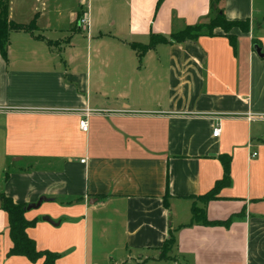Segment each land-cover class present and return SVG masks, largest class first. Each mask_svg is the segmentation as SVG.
Here are the masks:
<instances>
[{
    "label": "crops",
    "instance_id": "obj_1",
    "mask_svg": "<svg viewBox=\"0 0 264 264\" xmlns=\"http://www.w3.org/2000/svg\"><path fill=\"white\" fill-rule=\"evenodd\" d=\"M158 1L8 0L9 19L35 27L0 55V193L38 203L26 233L54 264H264V0L219 1L249 20L229 32L235 49L215 28L140 55L131 44L211 17L210 0ZM220 155L230 184L203 202ZM193 206L231 222H192ZM8 232L0 209V264L43 263L8 256Z\"/></svg>",
    "mask_w": 264,
    "mask_h": 264
},
{
    "label": "trees",
    "instance_id": "obj_2",
    "mask_svg": "<svg viewBox=\"0 0 264 264\" xmlns=\"http://www.w3.org/2000/svg\"><path fill=\"white\" fill-rule=\"evenodd\" d=\"M219 1L220 0H210L211 17L208 23L188 25L177 32L169 34L168 36L151 34L148 44L138 45L133 43L131 44V47L133 49H137L140 52V55H143L144 52L154 48L158 44H177L183 43L187 40L195 41L201 35L214 36L213 30L215 28H220L225 32V35L229 39L230 45L233 47V49H235V36L229 34V32L233 28H238L243 32H248L249 20L226 19L223 14V10L218 7ZM160 3L161 0L157 2L156 9L159 7ZM8 12V0H0V55L5 61H7L10 32H31L35 27L33 21L24 25L10 20ZM252 44L258 45V42L256 40H252ZM219 159L223 166V176L221 179L215 182L214 186L208 192H206L204 195L198 196V199L203 202L215 199L219 190L230 184V158L227 155H220ZM165 196H167V194ZM165 196L164 203L166 200ZM0 209L3 210L7 215L8 233L12 242V247L9 249L7 255H21L27 257L30 260L43 258L42 264H54L55 260L58 258V255L46 250H37L34 240L28 237L26 233V229L33 227L36 223V220H27L25 218L24 213L26 212V205L14 203L11 198L0 193ZM191 214L192 222L196 221L204 225L228 227L231 222V217L224 221H208L206 219L205 213L195 206L192 207ZM173 243V235L171 232H169L168 238L164 241L161 247L162 257L167 256V253L171 250Z\"/></svg>",
    "mask_w": 264,
    "mask_h": 264
},
{
    "label": "built area",
    "instance_id": "obj_3",
    "mask_svg": "<svg viewBox=\"0 0 264 264\" xmlns=\"http://www.w3.org/2000/svg\"><path fill=\"white\" fill-rule=\"evenodd\" d=\"M87 23V21L85 20L84 17H81L79 19V25H85ZM86 112H89L88 110H86ZM79 128L83 131V132H86L88 130V123H87V120H86V117L85 118H82L80 119L79 121ZM219 132V128L218 127H215L212 131V134L214 136H216ZM251 156L254 157L256 156V152H253L251 153ZM81 162H84V159L81 160Z\"/></svg>",
    "mask_w": 264,
    "mask_h": 264
},
{
    "label": "water",
    "instance_id": "obj_4",
    "mask_svg": "<svg viewBox=\"0 0 264 264\" xmlns=\"http://www.w3.org/2000/svg\"><path fill=\"white\" fill-rule=\"evenodd\" d=\"M253 48H254L255 52L257 53V55H258L259 57L264 58V53L261 51V48H260L258 45H254ZM37 205H38V203L27 205L26 209L29 210L30 208H34V207H36ZM42 219H43L44 221H47L48 223H50V224H52V225L56 224V223H54V222H53L48 216H44Z\"/></svg>",
    "mask_w": 264,
    "mask_h": 264
},
{
    "label": "rangeland",
    "instance_id": "obj_5",
    "mask_svg": "<svg viewBox=\"0 0 264 264\" xmlns=\"http://www.w3.org/2000/svg\"><path fill=\"white\" fill-rule=\"evenodd\" d=\"M25 25V24H24Z\"/></svg>",
    "mask_w": 264,
    "mask_h": 264
}]
</instances>
